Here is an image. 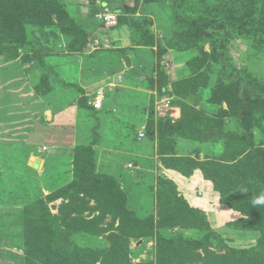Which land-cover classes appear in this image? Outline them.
<instances>
[{
    "label": "rangeland",
    "instance_id": "374dc122",
    "mask_svg": "<svg viewBox=\"0 0 264 264\" xmlns=\"http://www.w3.org/2000/svg\"><path fill=\"white\" fill-rule=\"evenodd\" d=\"M27 1L28 18L58 26L27 25L20 43L5 34L2 15L13 11L0 5V63L24 68L6 81L11 119L0 121V264H157L162 241L180 249L161 264H189L259 246L264 204L254 201L264 198V182L253 162L264 147V0L142 4L144 20H136L134 38L127 30L124 46L105 27L96 36L79 0ZM135 43L147 45L116 50ZM118 75L132 79L117 82L126 91L120 111L132 107L137 118L149 103L145 129L128 126L129 139L118 115L101 120L88 105ZM242 84L257 97L247 133L229 109ZM161 86L169 95L158 96ZM163 98L179 113L185 107L183 123L160 126L173 114L158 112ZM194 173L189 203L177 179Z\"/></svg>",
    "mask_w": 264,
    "mask_h": 264
},
{
    "label": "trees",
    "instance_id": "16d2710c",
    "mask_svg": "<svg viewBox=\"0 0 264 264\" xmlns=\"http://www.w3.org/2000/svg\"><path fill=\"white\" fill-rule=\"evenodd\" d=\"M164 2V0H135L134 1V5L133 7H112L110 6L111 4L108 3L107 5L102 4V7L97 10L94 8H91L92 6H88L89 11H91L92 13H90L91 15H89L90 17H88V15L86 16L87 19H91L93 21L96 22V26H99L101 29L104 28L103 24H101L98 20L95 19V15L99 12H101L103 9H108L109 11L117 14V26L115 27L116 29L121 28L122 26H126L128 28V30L132 33L131 38H134L135 35H137L136 32H134L135 30L133 29V26L136 25V20H139L141 18V20H144V17L142 16H136L135 14L139 11V5L141 2L144 5H151V4H156L157 2ZM169 0L166 1L167 4H169ZM3 4L5 5V1L3 0L0 5ZM120 5V4H119ZM122 5V4H121ZM32 7V4H29L27 0H20V3L15 2L14 4H11V6H3L4 9L9 8V10L13 11L11 13H7L6 15H2V27L5 29V34L15 40V41H19L20 43L26 42V26L27 25H37V26H43V27H54V25L58 26V22L54 19H52L51 17L49 19H44L45 21H41L38 20L37 18H33L31 17L28 18L27 17V11L30 10ZM16 11V15L14 14V12ZM78 19V18H76ZM76 19L72 20L71 18L69 19V21L73 22L76 25ZM85 19L83 21V25L87 24L88 20ZM149 21V20H148ZM80 24V23H79ZM81 25V24H80ZM146 25V22H143V26ZM60 27V26H59ZM114 29V28H112ZM59 32L61 35H65V30L63 28H59ZM66 36V35H65ZM146 39V32H145V36L141 37L140 34V38L138 40H145ZM136 45H133V47L129 48V49H125V48H120V49H116L119 50L120 52H133L134 50H136L137 48L143 47L144 45L147 44H142V43H135ZM151 44V43H150ZM148 44V45H150ZM115 53V52H113ZM19 59V58H18ZM187 78V77H186ZM236 86H234L235 88ZM197 89V88H196ZM252 89L251 85H246V84H242V86L240 87V90L238 88V93H237V99L235 103H231L229 104V109L232 112V115L235 117L238 125L247 133L249 128L247 127L248 123L250 122L249 120V112L253 106V104H255V100H256V95L252 91L249 90ZM157 93L158 96H167L169 95L167 88L165 86H161L159 89L157 88ZM236 90V89H235ZM190 93V92H188ZM186 98V97H185ZM226 99H217V103H222L225 102ZM171 104L173 106H177L179 107L175 102H171ZM186 107H188V103L185 104ZM90 108V107H89ZM92 110V109H91ZM185 110V107L182 106V112L180 111V118L176 121H171V119H162L159 121L160 126L161 127H168L170 126L171 123H174V125L176 123L181 124L184 121V115H183V111ZM234 113V114H233ZM177 124V125H178ZM250 144H253L252 142H250ZM173 145V144H172ZM171 146V145H170ZM253 169L258 171L260 173V175L263 178V182H264V147L262 148H258L256 150V160L253 162ZM109 182H107L108 184ZM106 184V185H107ZM117 188L118 183H115ZM119 189V188H118ZM106 192H109V190L105 189ZM118 193H116V195L118 196H122L125 195L121 190H117ZM76 205L74 206L73 210L67 211L64 215L65 220H67L68 216L70 214H72L75 209H76ZM187 211H190L187 209ZM262 219V216L260 217ZM68 226V225H67ZM70 228L72 225H69ZM69 226L67 228V230H69ZM75 226H79V225H75ZM75 226H73L72 228H74ZM142 227L146 228L145 226ZM75 233H79V231H76ZM141 237H147L145 234L141 235ZM127 238H135V236L133 235H128ZM162 241V240H160ZM158 242L157 244V248H156V259H157V264H161V262L164 260V255L169 254L171 256V253H179V249L180 247L177 245H173V243H171L170 241H162ZM198 258L191 261L189 264H264V240L262 239V241L259 242V246H257L254 249L251 250H244L238 253H232L229 256H211V255H206L205 258H200L199 256H197ZM187 264V263H186Z\"/></svg>",
    "mask_w": 264,
    "mask_h": 264
},
{
    "label": "crops",
    "instance_id": "0c3cea01",
    "mask_svg": "<svg viewBox=\"0 0 264 264\" xmlns=\"http://www.w3.org/2000/svg\"><path fill=\"white\" fill-rule=\"evenodd\" d=\"M134 1L135 0H79L78 2L81 3V5H87L85 6L86 8H89L88 6H92L91 8H94V9H97L99 10L101 7H102V4H108L110 3L112 7H118V6H121V7H133L134 5ZM120 4V5H119ZM122 4V5H121ZM143 3L141 2L139 5V11L135 14L136 16H141L140 14V5H142ZM78 5V4H77ZM91 10V9H90ZM89 12V9L86 10V13L85 14H88ZM82 13H80L81 15ZM151 17V16H150ZM86 17H80L79 20H85ZM98 28H96V31H100V32H97L96 33V36L98 37L99 33L101 32H105V29H101L99 26H96ZM109 34L111 35V37L113 38V40L115 42H118L119 46H124L123 45V41L126 39L128 40V35H127V30L128 28L126 26H122L121 28L119 29H107ZM107 45V44H106ZM122 47H117V49H120ZM124 48V47H123ZM23 67L21 65L18 64V62H10V63H0V86H1V93H0V121H4V120H9L11 119V115H10V112L7 110V109H3V106L6 105L7 103V100H8V94L11 95L8 91H7V85H6V81H10L13 77V75L15 74H20L19 72H22L23 71ZM120 76V75H119ZM130 78L128 77H125L124 75L121 76L120 80H119V83L122 84V85H128L129 82H130ZM106 80L102 81V82H105ZM109 80H107L105 82L108 83ZM113 82V81H111ZM105 84L103 86H105ZM119 85H115L114 88H111V89H107L108 92H105L104 91V100H103V107H102V110L99 111V112H94L91 110L90 108V111L92 113H96V118H101V120H104L103 119V114L105 116L106 119H109L111 117H114V116H117L116 119L119 120V121H124L126 122L127 126H124L122 129L123 131H125L123 133V135H121V137L123 136V138H127L129 139V131H127L128 129V126L132 127V126H135V127H138L140 129L143 130V128L145 129V126H146V118L148 115V112L147 114L145 113V109L148 108V104L149 103H144V105L142 106H139L138 110L140 111V116L135 118L132 116V113L134 112V108L132 109V107H130V110H122L120 111L121 109L119 108V105L120 103L122 102V100L124 99V96L126 95V91L121 92L122 90H120L119 88H123ZM135 89V88H133ZM144 89V88H143ZM136 90V89H135ZM127 92H130V90H128ZM143 92H147L148 94L149 93H153L151 91H149L147 88H145L143 90ZM114 99H113V98ZM116 99V101H115ZM164 100H167V98H163ZM151 100V99H150ZM169 100V99H168ZM146 101V100H145ZM162 101V100H161ZM161 102H157V107L158 105H160ZM1 108L3 110H1ZM174 109L179 112V108H177V106H174ZM155 116V115H154ZM162 116V115H161ZM164 117V116H163ZM133 118L135 119V122L132 123L133 121ZM156 118V117H155ZM161 119V118H160ZM120 122V123H121ZM105 123V127L109 128V120L108 122H104ZM3 126H0V132L1 130H3ZM139 134H143V133H139ZM144 135V134H143ZM5 136V135H4ZM145 136V135H144ZM0 139H2V135L0 134ZM130 141V140H128ZM130 146V145H128ZM128 146L126 145V148H128ZM129 149V148H128ZM125 152V150H123ZM179 180V181H178ZM177 184H179V190L186 195V199L189 203L191 202H194L196 201V199L192 196H190V193L187 192L188 188L190 187H195L198 182H199V179L197 178L196 176V173L193 174V176H191L190 178H181V179H177ZM203 182V181H202ZM205 183V182H204ZM195 184V185H194Z\"/></svg>",
    "mask_w": 264,
    "mask_h": 264
},
{
    "label": "built area",
    "instance_id": "2783aa9c",
    "mask_svg": "<svg viewBox=\"0 0 264 264\" xmlns=\"http://www.w3.org/2000/svg\"><path fill=\"white\" fill-rule=\"evenodd\" d=\"M95 19L98 20L101 24H103V26L106 29H112L117 26V14L109 11L106 8L103 9L101 12L97 13L95 15ZM94 44L96 45L101 44L100 39L96 38L94 40ZM164 65H167V63L165 62ZM120 78L121 76L118 75L117 78L113 82L109 81L108 83L105 84V86H101L93 92L92 97L90 101L88 102V105L90 106L92 111L99 112L102 110L103 100H104V91H105L104 89L114 88L117 82H119ZM172 109H174V106L171 104L170 100H163L161 104L158 105L157 107L158 112L162 116H166L168 115V113L173 112V116L170 119L171 121H176L180 118V113L177 112L175 109L174 110ZM143 136H144L143 134L139 135V137H143ZM127 168L128 170H131L133 169V166L131 164H128Z\"/></svg>",
    "mask_w": 264,
    "mask_h": 264
},
{
    "label": "water",
    "instance_id": "95a60500",
    "mask_svg": "<svg viewBox=\"0 0 264 264\" xmlns=\"http://www.w3.org/2000/svg\"><path fill=\"white\" fill-rule=\"evenodd\" d=\"M123 61H124L125 65H126V67H130L131 63H130V59H129V57H125V58L123 59Z\"/></svg>",
    "mask_w": 264,
    "mask_h": 264
},
{
    "label": "clouds",
    "instance_id": "9594fccd",
    "mask_svg": "<svg viewBox=\"0 0 264 264\" xmlns=\"http://www.w3.org/2000/svg\"><path fill=\"white\" fill-rule=\"evenodd\" d=\"M256 204H264V198H258L257 200L254 201Z\"/></svg>",
    "mask_w": 264,
    "mask_h": 264
},
{
    "label": "flooded vegetation",
    "instance_id": "af4514ba",
    "mask_svg": "<svg viewBox=\"0 0 264 264\" xmlns=\"http://www.w3.org/2000/svg\"><path fill=\"white\" fill-rule=\"evenodd\" d=\"M172 110H174V109H172ZM170 116L172 117V116H173V114H170Z\"/></svg>",
    "mask_w": 264,
    "mask_h": 264
}]
</instances>
